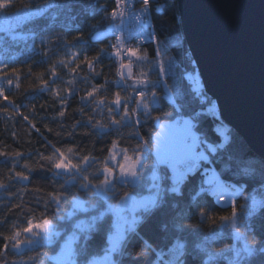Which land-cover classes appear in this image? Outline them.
Segmentation results:
<instances>
[{
    "label": "trees",
    "instance_id": "trees-1",
    "mask_svg": "<svg viewBox=\"0 0 264 264\" xmlns=\"http://www.w3.org/2000/svg\"><path fill=\"white\" fill-rule=\"evenodd\" d=\"M115 6V0H13L10 13L14 14L19 10L28 13L16 26L17 31L26 34V38L19 39L18 42L11 41L9 47L12 50L8 54L2 52L3 58L0 60L2 76L15 81V84L4 88V94L10 99L4 101L0 96V151L6 153L19 151L21 156L19 158L0 156V179L6 185V188H0V233L10 235L14 225L25 226L24 215L13 207L14 205L22 203L25 214L28 207L34 209L37 215L44 210L42 203L39 206L36 204L37 197L42 198L44 193L33 192L34 187H41L47 192L64 184L63 178L53 177L46 168L37 167L38 163H46L40 160L39 154L50 155L53 146L61 149L75 146L81 154L92 152L93 155L101 156L100 149L109 146L110 140L114 137L113 132L101 136L89 126L87 117L92 116L98 120L102 119L101 114L90 102H82L80 97L93 85L104 84L105 78L108 83L105 85L106 91H102L101 95L110 97L117 90L122 95L124 93L122 86L118 88L114 83L117 61L108 55L111 35L96 37L99 31L111 25L109 14ZM149 13L154 22V29L149 31L150 36L146 37L143 45L136 46L146 58L140 62L134 61V71L137 73L143 71L152 80L167 79L174 92L179 86L183 95L177 99V103L185 106V115H191L193 109L205 113L208 105L205 103L202 108L199 98L195 97L188 88L189 81L185 74L192 72L193 69L197 73V68L183 32L178 0H151ZM2 33L5 32L0 30V34ZM159 46H164V55L168 59L165 67L169 71L166 75L160 74L158 66L154 63L158 58ZM102 48L105 52L100 54ZM74 54H78L76 59H73ZM97 54H100V60L95 65V72L90 71L84 64H81L75 73L70 72L84 55L91 58ZM52 67L56 69V77L51 76ZM13 69L17 71L14 73ZM96 72L101 75L97 76ZM41 79L48 81L49 88H58L61 91V96L67 100L66 110L50 90H42ZM67 88H71L72 93L66 96ZM155 91L160 97L163 111L173 113V107L164 96L163 84L161 83ZM207 98L216 104L215 99L208 93ZM80 109L83 113L79 111ZM61 110H65L63 118L58 116ZM217 112L218 117L202 114L194 123L201 136L212 144L223 143V137L215 131L217 123L222 122L228 127V142L216 154L210 155L214 163L208 166L222 173V178L230 183L243 185V194L236 198L237 207L241 210L246 201L245 196L264 197L262 190L264 186L261 184L264 159L252 150L243 136L232 126L223 122L218 108ZM155 114L154 112L153 115ZM24 115L29 117L28 121L23 119ZM141 119L143 121V117ZM76 121L81 123L73 128L72 125ZM30 122L35 123L36 127L31 128ZM137 127L146 139L151 136L152 130H156L153 120L144 122L143 127ZM49 128L53 131L49 132ZM122 131L124 133L122 145L131 148L136 142L128 136L132 129L126 127ZM69 132L71 135H68ZM85 133L89 134L85 135ZM25 163L31 165L34 170L28 172L24 167ZM150 163L151 161H148L142 170L139 188H129L119 184L117 195L123 190L145 193V178L150 173ZM244 168L253 169V174L233 176V173H238ZM21 171L29 175L30 182L26 181L22 184L10 179L15 172ZM86 174H90L89 178L94 181L98 175L95 173V167L89 168ZM100 178L102 179V176ZM199 180V174L191 177L182 196L168 194L164 197V203L160 208L150 214H143L136 231L129 234L123 254L116 255L119 264H167L172 258L169 250L177 239L185 244L183 264H205L208 260L207 255L198 245L203 244L206 248L212 249L237 244L238 241L234 239L232 230L225 227L221 229L219 223L220 216L231 212L230 204L223 205L214 197L198 198V203L192 202L191 196L195 194ZM24 188L28 191L21 192L20 190ZM66 190L68 200L63 202V208L68 211L71 209L72 195L95 202L96 197L80 189L79 183L72 187L66 186ZM200 208L206 209V216H200ZM53 211L54 206H51L48 214L52 215ZM208 217H213L217 222L213 223ZM71 223L70 220L58 221V229L62 230V235L65 230L71 229ZM245 223L251 226V231L248 233L250 239L252 236L264 239V212L251 217ZM108 224L106 217L99 226V233L94 234L88 242V258L104 254V249L107 247ZM177 224L183 225V229L178 231ZM221 231L222 236L213 243L211 235ZM2 242L0 238V243ZM142 249L146 254L138 256L137 253ZM45 254H54L52 246L42 244L22 253L9 247L7 254L0 259L6 260L8 264H18L21 261L25 264H50ZM231 255L226 252L225 256L208 264H229ZM29 257H35V260H30ZM250 264H264V255L257 253L250 258Z\"/></svg>",
    "mask_w": 264,
    "mask_h": 264
},
{
    "label": "snow or ice",
    "instance_id": "snow-or-ice-1",
    "mask_svg": "<svg viewBox=\"0 0 264 264\" xmlns=\"http://www.w3.org/2000/svg\"><path fill=\"white\" fill-rule=\"evenodd\" d=\"M150 3L151 0H142L140 13L136 16L137 20L149 13ZM115 5L109 14L110 17L123 18L129 7L128 0H115ZM10 6L11 0H4L0 3V12H6ZM144 27L145 24L141 23L140 28ZM117 30L119 31L118 26ZM137 36L142 39L143 32H137L136 36L129 34L130 39H135ZM109 47L112 51L108 55L117 61L114 83L118 88L123 86L127 94L122 95L117 90L110 97L101 95L102 91H106L105 85L108 83L107 78H105L104 84L93 85L80 99L82 102H90L100 113L107 112L106 121L95 120L92 116H88L87 123L101 136L113 132L115 133L114 137L110 140L109 146L100 149L101 156L93 155L92 152L81 154L75 146L64 149L53 146L50 155L39 154L40 160L46 163H38L37 167L46 168L53 177L63 178L64 184H60L54 190L47 192L41 187L32 189L35 193H44L42 198L37 197L36 200V204L39 206L42 203L44 208L38 215L31 207L26 208L27 214H25V207L22 203L13 206L24 215L25 226L14 225L10 235L0 233V238L3 241L0 243V257L7 254L9 247L20 249L21 245L24 244H37L39 241L35 237H40L46 245L53 248L54 254H45L50 264H119L113 257L117 254H123V248L129 234L136 231L138 222L143 218L139 214H150L160 208L164 203V197L168 194L182 196L190 178L198 174L200 180L195 189V194L191 196L192 202L198 203V198L203 197H214L217 202L227 198L231 212L219 217L220 227L221 229L230 227L234 239L241 241L239 246L232 245L225 248L208 249L203 244L198 245L201 251L207 255L208 260L205 264L225 256L226 252L232 254L229 264H250V258L257 253L264 255V239H257L255 236L250 239L248 233L251 231V226L245 223L251 217L264 212V197L258 199L256 195L245 196L244 199L248 202L247 207L240 211L234 197L243 194V185L237 187L230 183L227 179L222 178V173H218L215 168L201 167L202 162L207 165L214 163L210 159V155L216 154L228 142L229 130L223 126L222 122L215 129L223 137L224 142L220 144L209 143L196 131L194 121L202 114L218 117L217 106L207 98V93L196 70L193 69L192 72L185 74L189 81L188 88L195 97L199 98L202 108L205 103L208 107L205 109V113L193 109L192 114L186 116L184 114L185 106L177 103V99L183 95L179 86L174 92L167 79L152 80L147 73L134 71V61L140 62L146 58L141 55L138 47L126 46L123 34L117 36L116 43ZM104 52L105 49L102 48L100 54ZM100 54L91 58L84 55L83 59L70 69V72L75 73L81 64L95 72V65L100 60ZM77 55L74 54L73 59H76ZM158 69L160 74L165 75L169 71L162 61L158 63ZM12 71L15 73L17 70L13 69ZM95 74L101 75L98 72ZM51 76H57L55 67L51 68ZM161 83L164 87L165 98L173 107V113L164 112L162 109L155 91ZM7 84L12 85L13 80L8 79ZM40 87L42 90H50L66 110L67 100L61 96V91L58 88H49L48 81L44 79H41ZM71 93V88L65 89L66 96ZM0 96L3 97L4 101L10 99L4 94L3 86H0ZM16 107L18 109V106ZM65 110L58 112L60 118L65 116ZM3 111H7V109H3ZM79 111L83 113L82 109ZM154 112L155 115H153ZM141 117H143V121ZM23 119L28 121L29 117L24 115ZM148 120H153L155 128L159 130H152L151 136L146 139L137 126L143 127L144 122ZM80 123V121H76L72 127L76 128ZM30 125L31 128L36 127L35 123L30 122ZM126 127L132 129L128 136L136 141L131 148L122 145V140H124L122 130ZM36 131L39 132L40 130L36 129ZM48 131L53 130L49 128ZM88 134L85 133V135ZM68 135L71 133L69 132ZM0 156L19 158L21 153L19 151L13 153L0 151ZM148 161H151L148 176L150 194L143 196L139 192L133 193L123 190L117 195L116 183L129 188L141 186L142 170ZM24 167L28 172L34 170L28 163H25ZM91 167H95V173L98 174L95 181L89 178L90 174H86ZM252 174L253 169L244 168L238 173H233V176ZM10 179L17 180L22 184L26 181L30 182L29 175L23 171L15 172L14 175L10 176ZM76 183H79L80 189L93 194L96 199L93 202L81 199L78 195H72L70 200L71 211H68L63 208V202L68 200L66 186L72 187ZM261 184L264 186V173L261 175ZM0 188H6L2 179H0ZM20 191L24 192L28 189L24 188ZM113 200L117 202L113 203ZM51 206H54V211L52 215H49ZM80 214L86 218H79ZM200 216H206V209L200 208ZM106 217L109 224L106 229L107 247L104 249V255L101 259L88 258V242L94 234L99 233V226ZM208 219L212 220L213 223L217 222L213 217H208ZM64 220H70L72 223L71 229L65 230L64 235H62L61 230L58 229V221ZM176 228L180 231L183 229V225L177 224ZM28 234H31V237ZM222 234V231L213 233L211 241L215 243ZM21 237L24 238L21 239ZM145 254L143 249L137 253L138 256ZM169 254L172 258L167 264H183L182 257L185 254V244L177 239L169 250ZM29 259L35 260V257H29ZM0 264H8V262L0 259Z\"/></svg>",
    "mask_w": 264,
    "mask_h": 264
},
{
    "label": "water",
    "instance_id": "water-1",
    "mask_svg": "<svg viewBox=\"0 0 264 264\" xmlns=\"http://www.w3.org/2000/svg\"><path fill=\"white\" fill-rule=\"evenodd\" d=\"M204 88L264 159V0H178Z\"/></svg>",
    "mask_w": 264,
    "mask_h": 264
},
{
    "label": "rangeland",
    "instance_id": "rangeland-1",
    "mask_svg": "<svg viewBox=\"0 0 264 264\" xmlns=\"http://www.w3.org/2000/svg\"><path fill=\"white\" fill-rule=\"evenodd\" d=\"M2 2H4V0H0V3H2ZM12 2H13V0H11V5H12ZM10 8H11V6L10 7H8L7 8V10H6V12H0V30H3L5 33H2V34H0L1 36H0V47L2 48V49H0V60H1V58H3V53L4 52H7V54L8 53H10V51L12 50V49H10V42L11 41H13V42H18L19 41V39H25L26 38V34H23V33H20L19 31H17V29H16V26H18V24H20L21 22H22V20H23V18H24V16H26L28 13H27V11H18L17 13H14V14H12V13H10L11 11H10ZM153 21V20H152ZM154 23V22H153ZM109 34H111V25L108 27V28H106V29H103V30H101V31H99L97 34H96V37L97 38H102V37H105V36H107V35H109ZM150 36V32L149 33H147L146 34V37H149ZM7 40V41H6ZM138 45H143L142 43H137L136 44V46H138ZM136 46H134V47H136ZM159 50H158V58H157V60H155V65L156 66H158V63L159 62H163L164 63V65L168 62L167 60V58L165 57V55H164V50H165V48H164V46H159V48H158ZM3 52V53H2ZM1 61H0V86H3L4 88H5V86H9L8 84H7V80H8V77L6 78V77H4V76H2V74H1ZM178 64V63H177ZM166 66V65H165ZM183 67V66H182ZM185 68V67H184ZM186 69V68H185ZM197 75H198V77H199V79L201 80V76H200V74H199V72H197ZM13 80V79H12ZM201 82H202V80H201ZM13 84H15V81H13ZM122 90L124 91V93H123V95L126 93L127 94V92L125 91V89L123 88V86H122ZM158 95V94H157ZM165 96V95H164ZM158 98H159V100H160V97L158 96ZM98 110V109H97ZM101 114V116H100V118H102V119H98V120H105L106 121V118H107V112L105 111L104 113H100ZM187 116V115H186ZM221 124V122H219V123H217V125H216V128L219 126ZM223 126H225L224 124H223ZM226 127V126H225ZM156 130H159V129H156ZM196 131L198 132V134L199 135H201L200 134V132L198 131V129L196 128ZM205 139V138H204ZM222 142H224V141H222ZM201 166H203V168H205V167H212V166H208V165H204V162H202V165ZM213 168V167H212ZM216 170V169H215ZM150 174V173H149ZM149 174H148V176H149ZM148 176H147V178H145V183H146V192L145 193H139L140 195H143V196H147V195H149L150 193H149V187H150V181L148 180ZM142 178V177H141ZM142 181V180H141ZM120 183H116V185H115V187H116V190H117V185H119ZM237 187H240V185H236ZM117 192H118V190H117ZM239 195H236L235 197H234V199H235V201H236V198L238 197ZM247 196H250V195H247ZM80 197V196H79ZM81 199H85V200H88V199H86V198H84V197H80ZM258 199H259V197H257ZM90 200V199H89ZM117 202V201H116ZM116 202H113V203H116ZM220 203L221 204H223V205H228L229 203H228V201H227V198H225L224 200H222V201H220ZM247 201H245V203L242 205L243 207H241V210L240 211H243L244 210V208H246L247 207ZM70 211H71V209H70ZM139 215H142L143 216V214H139ZM79 218H81V219H84V218H86L83 214H80V216H79ZM241 219L243 220V217H241ZM225 228H230V227H225ZM231 229V228H230ZM60 230V229H59ZM232 230V229H231ZM61 232H62V230H61ZM29 235V237H31V234H28ZM24 237H21V239H23ZM35 239L37 240V241H39V243H37V244H33V245H28V244H24V245H21V248L20 249H14V248H12L13 250H15L16 252H18V253H22V252H24V251H26V250H30V249H32V248H35V247H37V246H40V245H42V244H45L44 242H43V240H41V238L40 237H35ZM241 244V241H238L237 242V244L235 245V246H239ZM103 255L104 254H102L101 256H96V258L97 259H101L102 257H103ZM115 260H117L116 259V255H114V257H113ZM21 262H23V261H21ZM21 262H19L18 264H21ZM23 264H25L24 262H23Z\"/></svg>",
    "mask_w": 264,
    "mask_h": 264
},
{
    "label": "built area",
    "instance_id": "built-area-1",
    "mask_svg": "<svg viewBox=\"0 0 264 264\" xmlns=\"http://www.w3.org/2000/svg\"><path fill=\"white\" fill-rule=\"evenodd\" d=\"M128 5L129 7L125 11V15L123 16V18L111 17V34L114 37L123 34L126 46L134 47L137 43H144V35L148 31L154 29V23L152 21L150 13H148L146 16L141 17L140 20L136 19V16L139 15L140 9L142 7V0H128ZM141 23L145 24V27L142 29L140 28ZM117 26L119 27V31L117 30ZM137 32H143L142 39L138 36L135 39L129 38L130 33L132 34V36H136ZM111 51L112 50L109 47L108 53H110Z\"/></svg>",
    "mask_w": 264,
    "mask_h": 264
},
{
    "label": "bare ground",
    "instance_id": "bare-ground-1",
    "mask_svg": "<svg viewBox=\"0 0 264 264\" xmlns=\"http://www.w3.org/2000/svg\"><path fill=\"white\" fill-rule=\"evenodd\" d=\"M149 32V31H148ZM111 35V38H110V45H112V44H115V42H116V36L114 37L112 34H110ZM112 36H113V38H112ZM146 34L144 35V43L146 42ZM143 43V44H144ZM112 50V49H111ZM194 59V58H193ZM194 62H195V60H194ZM195 64H196V62H195ZM196 68H197V72H199V70H198V67H197V64H196ZM200 74V73H199ZM201 80H202V78H201ZM202 83H203V81H202ZM203 87H204V85H203ZM215 101H216V106H217V108L219 109V107H218V104H217V100L215 99ZM219 113H220V110H219ZM220 115H221V113H220ZM224 122V121H223ZM226 123V122H225ZM224 124V123H223ZM227 125H229L228 123H226ZM225 125V124H224ZM226 126V125H225ZM230 126V125H229ZM226 128L228 129V127L226 126Z\"/></svg>",
    "mask_w": 264,
    "mask_h": 264
}]
</instances>
